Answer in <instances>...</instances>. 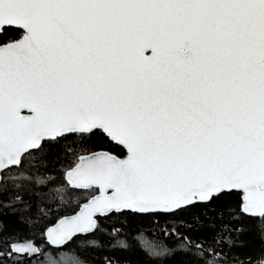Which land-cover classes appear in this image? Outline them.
I'll use <instances>...</instances> for the list:
<instances>
[{
    "label": "snow or ice",
    "instance_id": "obj_1",
    "mask_svg": "<svg viewBox=\"0 0 264 264\" xmlns=\"http://www.w3.org/2000/svg\"><path fill=\"white\" fill-rule=\"evenodd\" d=\"M0 264H264V0H0Z\"/></svg>",
    "mask_w": 264,
    "mask_h": 264
}]
</instances>
